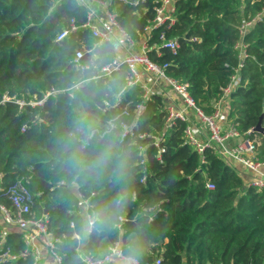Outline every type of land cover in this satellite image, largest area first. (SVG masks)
<instances>
[{
	"label": "trees",
	"instance_id": "16d2710c",
	"mask_svg": "<svg viewBox=\"0 0 264 264\" xmlns=\"http://www.w3.org/2000/svg\"><path fill=\"white\" fill-rule=\"evenodd\" d=\"M153 3L113 0L111 9L138 41ZM175 9L166 34L178 40L177 51L161 46V55L152 50L149 56L166 63L169 76L188 82L206 113L238 64L239 26L261 14L243 37L247 57L225 113L241 133L261 114L264 125V0H177ZM72 19L76 30L56 43ZM85 19L74 0H0L1 186L30 176L32 213L46 214L63 264H84L83 255L99 258L115 243L139 264L157 256L161 264H264V188L247 186L216 148L193 149L186 122L175 119L166 127L165 102L157 94L145 100L132 132L123 136L142 90L127 85L124 63L103 74L120 48L114 42L93 47L96 38L81 27ZM159 30H152L150 43ZM83 49L90 52L80 60L89 65L82 70L73 59ZM46 91L56 92L41 106L1 103L4 94L28 101ZM95 130L106 132L89 137ZM254 133L260 138L256 156L264 162V133ZM160 134L158 158L152 135ZM78 192L90 198L91 230L79 213ZM0 202L10 205L3 191ZM5 246L18 255L13 264H32L31 256L20 255L25 245L16 229L6 233Z\"/></svg>",
	"mask_w": 264,
	"mask_h": 264
},
{
	"label": "built area",
	"instance_id": "2783aa9c",
	"mask_svg": "<svg viewBox=\"0 0 264 264\" xmlns=\"http://www.w3.org/2000/svg\"><path fill=\"white\" fill-rule=\"evenodd\" d=\"M77 5L86 10L85 22L81 25L87 28L96 41L93 47L103 42H114L120 48L113 61L102 68L103 74L109 76L113 71L120 68L124 63L129 69L130 78L128 86H139L142 90L143 101L138 103L134 109L135 118L130 125L122 124L123 136L132 132L136 125L138 116L144 111V102L153 94L161 96L165 102L166 109V127L172 125L175 119L186 122L185 138L187 142L198 153L202 154L207 147L216 148L219 155L231 166L239 175H246L247 186H254L259 189L264 188V162L257 156V147L260 145V138L254 133L253 128L241 133L235 124L226 117V108L228 107L229 95L238 82V71L244 65L247 57V44L243 37L254 25L261 19V14L256 17L245 20L239 26L240 39L235 43L234 49L237 51L238 64L234 67V72L230 77L228 84L221 88V94L218 98L211 101L212 110L206 113L192 97L188 82L178 80L166 73L167 64H159L150 58L149 52L154 50L156 55H161L160 47L166 48L171 52H176L179 42L173 37L167 36V30L175 23V3L177 0H154V15L147 20L144 27V36L136 41L120 25L115 12L111 9L113 0H74ZM125 4L138 5L146 0H121ZM95 5V7H94ZM160 28L157 41L150 43L152 39V30ZM76 30L74 20H71L70 27L62 30L55 38L56 43L65 39L69 33ZM90 51H87L88 53ZM85 51L77 50L73 61L80 69H85L89 65L82 64L80 60L85 56ZM95 78V77H93ZM76 86V85H75ZM165 88L174 92V98L167 99ZM56 91H46L41 99H31L25 101L16 99L14 96L4 94L1 103L13 101L21 108L24 105L41 106L45 98ZM72 96V93H68ZM125 112V111H124ZM26 128L24 124L21 128ZM106 131L95 130L90 132L89 137L94 133L104 135ZM143 135H139L142 137ZM163 134L159 136L152 135L153 144L158 149L157 157L163 148L160 145ZM143 149V147H141ZM144 164V159L140 161ZM142 177V181L144 180ZM30 176L17 177L14 183L6 188L1 186L2 176L0 175V191H3L10 205L0 202V264H13L18 255L10 251L5 246V235L9 230L16 229L22 234V240L25 248L21 256L29 255L32 258V264H44L43 252L51 257L52 264H63L62 256L56 250V244L60 238L53 237L48 230V219L46 214L35 218L32 213L33 197L28 189ZM208 189L214 188V183L206 182ZM77 206L86 222L88 230H91L96 217L92 212L90 198H86L77 193ZM159 210V209H158ZM33 224L35 228H27ZM73 226V223H71ZM78 237V235H75ZM84 264H111L114 260L120 264H139L136 258L125 256L122 249L115 243L107 247L105 254L99 258L90 256H81ZM149 264H161V257L157 256Z\"/></svg>",
	"mask_w": 264,
	"mask_h": 264
},
{
	"label": "crops",
	"instance_id": "0c3cea01",
	"mask_svg": "<svg viewBox=\"0 0 264 264\" xmlns=\"http://www.w3.org/2000/svg\"><path fill=\"white\" fill-rule=\"evenodd\" d=\"M165 96L168 98L173 97L174 98V92L171 91L169 88H165ZM242 177H244L246 179V181L248 180V177L246 175H241ZM43 259L42 261L44 262V264H52V260L51 257L49 255H47L45 252H43ZM121 262H116L115 260L111 263V264H120Z\"/></svg>",
	"mask_w": 264,
	"mask_h": 264
},
{
	"label": "water",
	"instance_id": "95a60500",
	"mask_svg": "<svg viewBox=\"0 0 264 264\" xmlns=\"http://www.w3.org/2000/svg\"><path fill=\"white\" fill-rule=\"evenodd\" d=\"M253 131H255L256 133H259V134H263L264 133L263 114L260 115V117L258 119V122L253 127Z\"/></svg>",
	"mask_w": 264,
	"mask_h": 264
},
{
	"label": "rangeland",
	"instance_id": "374dc122",
	"mask_svg": "<svg viewBox=\"0 0 264 264\" xmlns=\"http://www.w3.org/2000/svg\"><path fill=\"white\" fill-rule=\"evenodd\" d=\"M94 7H95V5H94ZM27 228H35V226L33 225V224H31V225H29V226H27Z\"/></svg>",
	"mask_w": 264,
	"mask_h": 264
},
{
	"label": "clouds",
	"instance_id": "9594fccd",
	"mask_svg": "<svg viewBox=\"0 0 264 264\" xmlns=\"http://www.w3.org/2000/svg\"><path fill=\"white\" fill-rule=\"evenodd\" d=\"M95 221H90V223H94Z\"/></svg>",
	"mask_w": 264,
	"mask_h": 264
}]
</instances>
